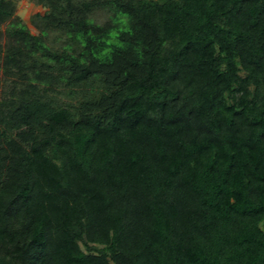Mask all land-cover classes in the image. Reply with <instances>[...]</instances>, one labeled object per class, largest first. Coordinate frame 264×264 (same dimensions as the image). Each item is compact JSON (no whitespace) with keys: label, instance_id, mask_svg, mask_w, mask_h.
I'll list each match as a JSON object with an SVG mask.
<instances>
[{"label":"trees","instance_id":"16d2710c","mask_svg":"<svg viewBox=\"0 0 264 264\" xmlns=\"http://www.w3.org/2000/svg\"><path fill=\"white\" fill-rule=\"evenodd\" d=\"M0 0V264H264V0Z\"/></svg>","mask_w":264,"mask_h":264},{"label":"rangeland","instance_id":"374dc122","mask_svg":"<svg viewBox=\"0 0 264 264\" xmlns=\"http://www.w3.org/2000/svg\"><path fill=\"white\" fill-rule=\"evenodd\" d=\"M16 1V15L25 21L29 29L34 33L36 32L34 27L31 25L30 19L36 13H44L45 8L35 4L30 0H15Z\"/></svg>","mask_w":264,"mask_h":264}]
</instances>
